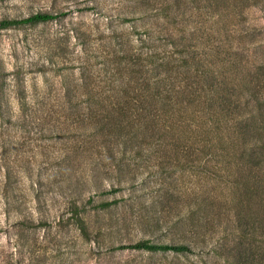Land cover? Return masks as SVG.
Here are the masks:
<instances>
[{
    "label": "rangeland",
    "instance_id": "1",
    "mask_svg": "<svg viewBox=\"0 0 264 264\" xmlns=\"http://www.w3.org/2000/svg\"><path fill=\"white\" fill-rule=\"evenodd\" d=\"M169 1L171 18L166 20L154 14L166 0H0V20L35 12L58 14L46 22L0 29V69L7 78L0 108L5 116L0 117V264H235L234 251L232 255L220 249L217 256L211 250L214 240L226 232L233 236L239 216L256 225L258 234L264 230V167L259 170L238 151L242 139L251 143L264 138L258 128L264 111L258 113L252 96L247 109L254 113L253 122L239 140L223 137L215 143L212 161L205 162L207 148L180 150L165 125L163 142L169 146L157 153L149 147L151 152L141 160H129L121 184L109 144L97 138L86 145L84 135H73V103H81L84 115L83 100L90 88L103 90L102 104L117 102L116 93L105 91L106 78L110 71L117 76L124 66L126 71L119 75L131 78L129 72L136 66L124 57L142 46L145 29L152 39L142 51L154 49L159 58L171 51L185 53L191 64L181 68L184 75L178 77L182 104L192 101L186 104L194 118L189 129L205 110L198 111L205 104L203 93L189 97V90L201 87L208 68L232 99L248 84L264 102V0H198L197 8ZM147 12V18L130 19ZM122 33L128 37L121 46L117 42ZM128 88L132 95L130 83ZM68 91L73 97L66 96ZM93 110L106 113L101 105ZM86 121L77 124L80 132L89 127ZM214 131L211 128L209 135ZM177 134L187 142L196 135ZM108 137L120 157L123 135L117 141L114 135ZM112 187L121 189L100 193ZM102 201L117 202L99 208ZM198 203L205 206L199 214L206 220L189 232L188 210ZM75 208L85 221V232L75 221ZM184 235L192 252L113 249L140 239L179 243Z\"/></svg>",
    "mask_w": 264,
    "mask_h": 264
},
{
    "label": "trees",
    "instance_id": "2",
    "mask_svg": "<svg viewBox=\"0 0 264 264\" xmlns=\"http://www.w3.org/2000/svg\"><path fill=\"white\" fill-rule=\"evenodd\" d=\"M149 1L151 0H148V2ZM166 1V4L160 7L159 10H156L154 14L159 18L169 20L171 18L169 14L171 4L169 0ZM174 1L178 7L181 4L187 3H194L196 4L194 7H199L197 5L199 2L198 0ZM147 9L148 7L146 5L144 10L141 11H146ZM154 14L151 16L156 17ZM57 16L58 14L51 12H35L23 18H3L0 20V29L25 23L32 25L38 24L40 22L55 19ZM147 16H150V13H140L130 19H144L147 18ZM174 19L175 16H172L171 20H173V22ZM123 20L128 21L129 19L123 18ZM145 31L146 36L142 39L140 37L142 46L135 49L133 54H126L124 57V59L127 57L130 59L129 63L132 67L136 66V68H132L133 70L131 69L129 72L131 78L126 81L124 75H119L120 72L126 71V66L122 67V69H117V76L116 71H110V74L106 78L105 91L116 93V95L113 94V96L117 102L114 104H102V100H106L105 96H103V90H100L99 93L90 88L87 92L88 98L83 100L86 102V105L83 107L85 109V111H83L85 117L80 111L82 106L79 101L73 103V105H75L74 110L70 112V117H72L75 123L74 137L84 135L82 143H86V145L90 144L97 138H101L103 142L109 144L106 148L109 150V157L115 161L113 169L116 174L115 178H117V183L119 184L122 183L123 178L125 177L123 174L124 166L127 167L129 165V160H135V158L136 160H141L144 154L151 152L148 150L149 147L155 149L153 153H157L159 150L169 146L163 142V139H165V125L170 130L167 132L171 137L177 139L176 144H178L180 150H185V148H189L190 146H194V148L197 149L201 147V149H199L201 151L207 148V154L210 156L205 159V162H208L212 161V158L217 155L216 151L218 149L216 148L215 143H218L223 137L232 139V141L233 139L235 141L239 140V134L243 135L245 129H247L249 124L253 122L251 120L254 113H252L251 109H247L250 105L251 98H254L257 103L256 110L258 113L261 114L262 111H264L263 100L259 99L258 92L248 90V84H243V88L238 89V95L235 96L236 98L232 99L233 94L230 90L224 85L221 79L208 68L204 71V74H202L201 87L189 90V97L194 96L196 93L200 96V92L203 93L205 102L202 109L198 110L201 112L205 109L202 112V115L199 114V122L195 127L189 129L191 121L194 118L192 114L187 113L190 106L186 104H189L192 101L189 98L188 101L185 102V105L182 104L181 98L184 96L181 94L184 91L179 87L178 77L184 75L183 70L180 69L183 67L186 69L190 67L191 64L189 60L186 59L185 53L174 55V51H171L159 58L158 53L154 49H151L148 52L142 51L141 48L143 45H149L148 42L152 39L151 33L148 32L147 34V29H145ZM120 37H124V40L120 41ZM120 37L117 43L122 46L126 37H128V34L122 33ZM121 61L122 60H120L119 63H121ZM173 61L174 63H172ZM125 63L127 65L128 62L126 61ZM13 74L17 75V72H14ZM5 76L6 72H2L0 69V108H3V103L5 101V84L7 79ZM132 79L133 81H131ZM129 83L132 89V95H130V90L128 88ZM71 92L72 91H68L66 96L73 97L74 94ZM249 96L252 97L249 98ZM19 100L20 105L23 107V90L20 93ZM97 105L106 108V113L103 115L96 113L93 108ZM216 114H218L219 117H216ZM0 117H5L3 112H0ZM85 119L88 120L86 121V124L89 127H81L83 132H80L77 124L84 122ZM7 120L9 121V118H7ZM168 121L170 122L167 123ZM211 128L215 131L214 134L209 135V130ZM258 128L264 130V122L262 126H259ZM229 130H231L232 134L227 133ZM179 131L195 132L196 135L191 141L187 142V139L184 140L180 134H177ZM109 135H114L116 141L119 140L118 137L123 135L124 140H122L123 147L120 157L113 153L112 147L109 143ZM259 140L260 142L253 141L250 143L247 139H242V142H240L241 148L238 151L242 158L253 166L259 167L260 170L261 167H264V138H259ZM76 147L79 146L76 145ZM163 163L165 164V160L161 162L162 165ZM162 170L164 171V175L167 176L168 172L164 167ZM96 176L97 175L95 174L93 177ZM94 183L96 187L100 186V179L95 178ZM120 189V187H112L111 189L101 191L100 193H115ZM116 202L117 201H102L97 205L99 208H107ZM205 202L202 201L201 203L204 205ZM201 203H198L196 207L188 210L189 215L186 217V220H189L191 224L189 232L194 231L198 226L202 225L204 220H206L204 219V216H200L199 214L200 207L205 208ZM75 213V221L77 225L82 232H85L86 224L84 219L78 216V209ZM179 220L181 221L182 219ZM244 220L245 217L239 216L235 226L237 227V232L234 233L233 236L231 235V232L223 233L222 236L214 240L215 244L212 245L211 250L217 256L220 254V249L230 254L234 251V255H232L235 258V264H264V230L258 234L256 232V225L253 226V223L245 222ZM253 221L255 222L254 218ZM186 222H183V224H186ZM190 235H194V232ZM180 241L181 242L179 243H166L152 242L149 239H140L133 243L118 244L116 247H113V249H134L150 253L172 252L175 254L192 252L190 246L191 243L187 241L186 235H184Z\"/></svg>",
    "mask_w": 264,
    "mask_h": 264
}]
</instances>
